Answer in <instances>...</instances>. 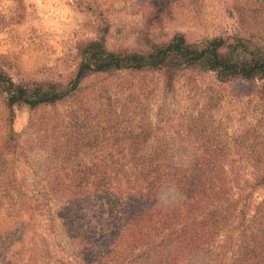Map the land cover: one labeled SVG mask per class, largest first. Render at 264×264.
I'll return each mask as SVG.
<instances>
[{
  "label": "rangeland",
  "instance_id": "374dc122",
  "mask_svg": "<svg viewBox=\"0 0 264 264\" xmlns=\"http://www.w3.org/2000/svg\"><path fill=\"white\" fill-rule=\"evenodd\" d=\"M154 1L0 0V66L28 85L66 83L77 68L78 43L104 27L109 28L110 49H150L177 32L191 42L239 34L264 44V0H175L160 24L154 20ZM260 84H222L214 73L186 71L173 91L164 92L155 73L97 75L76 97L59 105L19 107L18 152L6 163L0 160L2 253L16 263L25 262L24 255L34 250L39 253L36 264H43V254L51 264H79L85 247L80 236L103 226V193L98 187L75 186L72 177L82 165L107 173L113 144L105 127H133L127 116H119L133 107L149 109L154 122L165 129L159 135L167 136L136 148L188 152L223 148L236 158L264 153ZM200 112L202 124H192V116ZM238 133L243 139L237 140ZM4 168L14 169L15 181L39 205L33 226L25 231L20 226L29 224L28 214L12 192ZM262 200L264 187L255 191L254 208Z\"/></svg>",
  "mask_w": 264,
  "mask_h": 264
},
{
  "label": "trees",
  "instance_id": "16d2710c",
  "mask_svg": "<svg viewBox=\"0 0 264 264\" xmlns=\"http://www.w3.org/2000/svg\"><path fill=\"white\" fill-rule=\"evenodd\" d=\"M174 1H154L158 24ZM108 32V27L99 28L95 37L78 43L77 68L66 83L28 85L0 66L2 163L18 152L15 121L19 107L59 105L76 97L97 75L155 73L163 91L171 92L183 72L214 73L222 84L260 81L257 88L264 99V44L253 38L233 34L191 42L177 32L150 49H110ZM157 112L162 114V109ZM201 113H188L192 124H202ZM119 116H127L134 126L124 130H114L117 125L105 127L113 144L107 173L82 165L72 177L75 186L90 185L103 193V226L80 236L85 247L78 263L264 264V200L253 205L255 191L264 187V153H239L243 155L236 158L223 148L193 152L136 148L166 140V135H159L165 129L145 107H133ZM243 137L236 134L237 140ZM3 170L21 209L28 214L29 224L20 226V231L30 229L37 200L15 181L14 169ZM1 246L0 264H36L39 258L32 250L24 255L25 262L16 263L2 253ZM40 258L43 264H51L44 254Z\"/></svg>",
  "mask_w": 264,
  "mask_h": 264
}]
</instances>
